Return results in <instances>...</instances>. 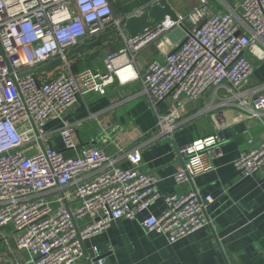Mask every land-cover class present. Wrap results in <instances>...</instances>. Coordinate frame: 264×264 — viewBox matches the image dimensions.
I'll use <instances>...</instances> for the list:
<instances>
[{
	"label": "built area",
	"instance_id": "1",
	"mask_svg": "<svg viewBox=\"0 0 264 264\" xmlns=\"http://www.w3.org/2000/svg\"><path fill=\"white\" fill-rule=\"evenodd\" d=\"M199 1L187 14L177 12V20L166 17L127 37L122 30L125 19L110 0H0V229L11 226L19 232L16 245L30 254L28 264H106L97 248L93 257L86 254L85 241L118 219L137 218L159 199L165 209L158 216L149 214L142 225L170 243L210 223L212 195L203 197L196 189L163 194L156 173L113 166L114 159L101 149L65 157L43 145L50 120L61 119L68 107L91 92L106 94L115 83L140 81L156 111L167 99L177 101L179 108L183 98L197 101L210 90L224 88L228 101L243 113L264 115V84L249 86L256 69L250 53L259 54L258 45H264V0H243L240 16L208 14L206 0ZM172 4L175 7L177 1ZM187 19L192 26L178 46L163 61L153 59L143 73L138 71L137 54ZM113 29L120 30L125 46L106 56L103 69L73 72L72 59L65 58L69 49ZM57 57L64 59L57 75L32 72ZM178 108L167 115L158 113L159 124L173 122ZM60 133L67 148L76 147L74 125L64 123ZM219 141L214 133L184 145L176 182L211 171ZM36 144L41 145L39 151L25 154ZM131 160L140 163L139 153L131 154ZM234 166L243 178L264 176V139L243 151ZM70 185H75L73 193L63 199L78 202L75 208L64 206L63 199V206L55 207L45 198L49 191Z\"/></svg>",
	"mask_w": 264,
	"mask_h": 264
},
{
	"label": "crops",
	"instance_id": "2",
	"mask_svg": "<svg viewBox=\"0 0 264 264\" xmlns=\"http://www.w3.org/2000/svg\"><path fill=\"white\" fill-rule=\"evenodd\" d=\"M110 1L116 14L125 19L138 9H148L152 0ZM176 1L175 9L179 14H187L200 3L199 0ZM242 1L206 0L205 8L208 14L240 16ZM191 26V20L187 19L184 25L177 27L185 33ZM172 30L137 54L138 71L143 73L153 59L163 61L165 55L178 46L182 39L174 41ZM124 46L125 39L119 33L73 56L72 70L78 73L86 68L103 69L106 56ZM258 47L259 54L250 53L256 69L249 86L264 84V45L260 43ZM61 70L60 66L44 74L53 77ZM228 98L224 88L213 89L197 101L181 99L183 105L179 108L177 101L167 99L158 104L156 111L143 93L140 81L115 83L108 87L106 94L91 92L68 107L61 119L47 123L43 145L62 151L65 157L83 156L89 148L101 149L114 159L113 166L156 173L158 188L163 194H186L196 189L203 197H214L207 209L210 223L186 239L170 243L165 236L144 229L142 222L149 214L158 216L165 209L164 201L159 199L137 218L118 219L103 233L87 239L86 254L93 257L97 248L106 264H264V176L243 178L234 166L243 151L258 147L264 139V115L249 117ZM176 107L175 120L165 121L161 126L158 113L167 115ZM64 123L75 127V148L64 144L60 133ZM170 127L173 129L169 130ZM214 133L220 135L212 154L214 168L192 181L177 183L174 175L184 162L181 148ZM106 135L110 136L108 140L102 137ZM40 149L41 145L36 144L26 148L25 154L32 155ZM134 152L141 157L138 164L131 160ZM74 188L75 185H70L53 189L45 198L55 207L75 208L78 202L63 199L71 195ZM18 235L11 226L0 229V264L29 263L30 254L16 245Z\"/></svg>",
	"mask_w": 264,
	"mask_h": 264
},
{
	"label": "water",
	"instance_id": "3",
	"mask_svg": "<svg viewBox=\"0 0 264 264\" xmlns=\"http://www.w3.org/2000/svg\"><path fill=\"white\" fill-rule=\"evenodd\" d=\"M241 11H243L241 9ZM166 17H170L173 20L178 19L177 11L172 3L168 0H159L156 3L150 5L147 10L142 11L140 14H131L125 18L122 30L128 36H137L147 29L156 26L162 22ZM120 33L119 29H113L104 33H100L97 38L91 42H83L75 48L69 49L65 55L66 59H70L75 55H79L85 50L91 49L92 47L101 44L105 40ZM63 57L54 58L47 63L32 70L35 74L49 73L54 71L56 68L63 65Z\"/></svg>",
	"mask_w": 264,
	"mask_h": 264
},
{
	"label": "rangeland",
	"instance_id": "4",
	"mask_svg": "<svg viewBox=\"0 0 264 264\" xmlns=\"http://www.w3.org/2000/svg\"><path fill=\"white\" fill-rule=\"evenodd\" d=\"M172 35H171V38L174 40V41H180L181 39L184 38V31L181 27H176L172 30ZM249 57V55H248Z\"/></svg>",
	"mask_w": 264,
	"mask_h": 264
}]
</instances>
